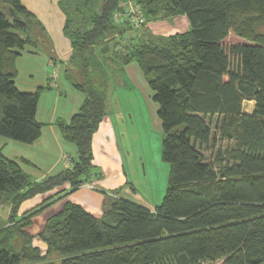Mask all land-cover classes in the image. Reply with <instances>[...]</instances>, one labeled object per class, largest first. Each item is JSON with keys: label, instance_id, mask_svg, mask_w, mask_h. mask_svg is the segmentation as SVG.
Masks as SVG:
<instances>
[{"label": "trees", "instance_id": "obj_1", "mask_svg": "<svg viewBox=\"0 0 264 264\" xmlns=\"http://www.w3.org/2000/svg\"><path fill=\"white\" fill-rule=\"evenodd\" d=\"M132 1L145 24L125 16ZM71 54L64 78L84 95L70 122L57 121L76 148L69 169L33 182L0 149V264H264V0H61ZM183 14L185 32L124 38L125 29ZM120 15V19L115 18ZM25 47L53 56L44 26L20 0H0V136L32 144L41 135L35 92L15 86ZM147 80L168 164L166 192L151 211L107 197L101 217L65 202L38 234L27 231L39 206L18 215L36 194L93 177L91 141L105 115L108 87L124 65ZM244 101H253L250 113ZM225 141L226 145L217 147ZM215 148L206 162L202 148ZM44 206V207H42ZM42 207V208H41Z\"/></svg>", "mask_w": 264, "mask_h": 264}, {"label": "crops", "instance_id": "obj_2", "mask_svg": "<svg viewBox=\"0 0 264 264\" xmlns=\"http://www.w3.org/2000/svg\"><path fill=\"white\" fill-rule=\"evenodd\" d=\"M20 1L44 26L53 45V56L50 57L43 50L25 47L15 60L17 75L14 82L20 91L35 92L38 87L46 85L48 88L41 93L37 102L35 117L42 126L40 137L32 144L19 143L26 146L28 152L17 157L4 156L17 162L33 182H38L46 176L54 175L72 166L76 157V148L72 143L63 139L56 122L62 121L68 124L71 117L78 110L84 95L67 80L66 83L63 81L64 62L69 59L72 49L69 39L62 32L65 15L59 6L61 0ZM115 18L119 20L120 15H116ZM188 28V19L185 15L179 14L171 18L149 21L142 28L132 30L127 28L123 31V36L136 41L138 37L144 38L148 34L168 36L185 32ZM126 88V92L130 90L136 94H141L140 99L147 105L150 112L148 114L152 118L154 128L160 131V121L155 114L157 105L150 100L151 91L148 88L147 80L136 63L130 62L122 67L120 73L114 74L113 82L111 81L108 87L105 115L92 136V164L95 166V175L88 182L76 188H70L69 184H64L47 193L34 195L21 203L18 215L39 206L45 199L63 189H67V191L48 201L44 205L46 207L36 215L39 216L44 212L53 210V213L44 219L42 228L51 216L61 210L65 202L80 205L88 213L95 217H101L107 197L112 196L115 189H118L119 192L114 196L123 197L151 211L154 210L152 205L135 198H133L134 200L129 198L132 191L127 186L124 176L122 151V140H124L122 139L123 122L126 124V120L123 118L122 113H119V108H121L119 97L124 95L123 99L125 100V96H127L125 93ZM126 99H128V96ZM246 102L252 104L250 110L245 111L250 113L254 103L253 101ZM119 125L123 126L119 128ZM0 149L3 153L2 146ZM4 205L7 206V214L3 215L4 218L0 214L3 220L8 218L10 209L9 205ZM38 246L44 248V244H38Z\"/></svg>", "mask_w": 264, "mask_h": 264}, {"label": "rangeland", "instance_id": "obj_3", "mask_svg": "<svg viewBox=\"0 0 264 264\" xmlns=\"http://www.w3.org/2000/svg\"><path fill=\"white\" fill-rule=\"evenodd\" d=\"M23 69H25V67H23ZM63 79L64 83H66V79ZM126 90L127 88L125 89V93L128 99H126L127 96H125L124 100V95L119 97L121 102L119 113H122L123 118L126 120V124L123 122L124 129L122 132V139L124 140H122V151L124 156V176L127 186H129L132 191L130 192L129 198L132 200L135 198L146 204L155 206L161 202L166 192L168 182L169 166L162 159V132L154 128L152 118L149 117L148 114L150 112L148 111L147 105L140 99L141 94H136L134 91L130 90L126 92ZM251 105L252 104L249 102L244 101L243 110H250ZM123 125H119V128ZM6 140L7 138L0 136V147H3L4 155L17 157L28 152V148L22 146L23 144H19L20 142L15 143L16 141H10V139H8L9 141ZM4 144L5 146H3ZM225 145V141L217 143V147L222 146V148H224ZM214 150L215 148L212 147L201 149L206 162L210 161ZM5 213L7 214V206L3 205L0 208V214L3 217ZM52 213L53 210H50L49 212H44L34 217L32 220V223L33 221L34 223L26 228L31 236L35 235L31 243L32 246L38 247L41 251L45 249L46 245L37 236L43 229L44 219ZM38 244H44V248L38 246ZM22 264L28 263L24 261ZM204 264L220 263L207 262Z\"/></svg>", "mask_w": 264, "mask_h": 264}, {"label": "built area", "instance_id": "obj_4", "mask_svg": "<svg viewBox=\"0 0 264 264\" xmlns=\"http://www.w3.org/2000/svg\"><path fill=\"white\" fill-rule=\"evenodd\" d=\"M125 16L129 17L134 26L145 24V19L142 15L141 9L132 1L126 3ZM89 185V183H87Z\"/></svg>", "mask_w": 264, "mask_h": 264}]
</instances>
